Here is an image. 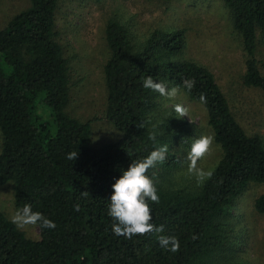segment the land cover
I'll list each match as a JSON object with an SVG mask.
<instances>
[{
	"label": "trees",
	"instance_id": "16d2710c",
	"mask_svg": "<svg viewBox=\"0 0 264 264\" xmlns=\"http://www.w3.org/2000/svg\"><path fill=\"white\" fill-rule=\"evenodd\" d=\"M222 1L246 54L243 82L264 94L256 56L258 43L264 45V0ZM57 2L30 0L0 28V186L12 183L16 210L30 204L55 223V228L37 224L40 238L32 239L0 212V264H219L215 258L231 246L233 207L252 183H264V140L247 134L236 120L210 70L176 59L186 46L184 30L155 29L137 46L121 23L109 19L105 117L122 137L93 147L91 121L65 111L70 84L56 40ZM147 76L179 88L193 101L206 97L201 104L221 154L213 175L196 192L162 188L160 178L181 161L173 145L179 141L190 149L191 143L180 129L154 123L150 113L161 95L143 87ZM186 79L195 81L190 91L183 85ZM163 145L168 146L166 159L146 174L159 197V203L148 201L151 223L164 231L117 236L108 215L112 185L132 161ZM74 151L71 161L67 157ZM253 205L264 214V192ZM159 235L177 238L179 250L161 247Z\"/></svg>",
	"mask_w": 264,
	"mask_h": 264
},
{
	"label": "rangeland",
	"instance_id": "374dc122",
	"mask_svg": "<svg viewBox=\"0 0 264 264\" xmlns=\"http://www.w3.org/2000/svg\"><path fill=\"white\" fill-rule=\"evenodd\" d=\"M57 3L56 40L67 61L70 84L65 111L80 121H91L90 143L93 147L122 137V132L105 117L107 91L103 67L110 56L105 36L109 19L121 23L137 46L155 29L184 30L186 46L176 59L193 60L210 70L236 120L247 134H258L264 140V94L261 89L243 82L246 54L241 37L233 29L230 11L222 0H58ZM29 6L30 0H0V28ZM256 56L264 74V45L261 42ZM175 104L186 107L188 115L176 118ZM150 114L155 124L168 123L170 127L180 129L191 145L201 136L213 137L205 107L179 88L174 99L159 96L157 108ZM1 143L0 131V149ZM173 148L181 161L179 167L160 178L162 188L196 192L203 182H198L196 176L188 172L190 149L179 141ZM220 154V146L213 139L209 152L197 166L212 171ZM158 169L162 175L161 166ZM263 192L264 183H252L237 200L229 231L231 246L219 252L215 258L217 263L264 264V214L256 212L253 205L255 198ZM13 198L12 183L1 185L0 212L11 221L17 211ZM18 228L29 238H40L37 225Z\"/></svg>",
	"mask_w": 264,
	"mask_h": 264
},
{
	"label": "clouds",
	"instance_id": "9594fccd",
	"mask_svg": "<svg viewBox=\"0 0 264 264\" xmlns=\"http://www.w3.org/2000/svg\"><path fill=\"white\" fill-rule=\"evenodd\" d=\"M183 85L190 91L195 86V81L186 79L183 81ZM143 87L158 92L168 99H174L178 94L177 87L169 89L166 84L154 81L151 76L144 78ZM199 100L201 103L207 102L203 94L199 96ZM173 107L176 118L188 115V109L183 105L175 104ZM150 138L155 139L154 134ZM213 139L208 135L194 140L187 155L188 172L194 174L200 183L210 179L213 175L211 171H204L197 166L198 161L209 152ZM167 152L168 146L163 145L151 151L144 159L132 161L128 169L123 171L119 179L112 185L113 193L109 198L108 215L115 221L112 225V232L117 236L130 239L137 234L144 235L164 231L163 225L156 226L151 223L152 216L148 201L159 203V197L153 180L146 173L158 162H163ZM76 157L77 152L74 151L69 153L67 158L73 161ZM83 194L89 195L88 192H83ZM76 207L78 210L79 206ZM12 222L20 228L37 224L42 228H55L53 221L40 212L32 211L30 204H25L21 209H18L12 217ZM158 242L161 247L172 252L179 250V241L175 237L159 235Z\"/></svg>",
	"mask_w": 264,
	"mask_h": 264
}]
</instances>
